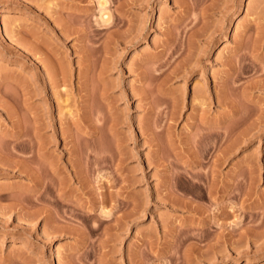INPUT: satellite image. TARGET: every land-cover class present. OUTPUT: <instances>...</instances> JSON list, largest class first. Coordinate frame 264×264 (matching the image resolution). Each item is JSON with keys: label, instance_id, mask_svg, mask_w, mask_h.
<instances>
[{"label": "rangeland", "instance_id": "obj_1", "mask_svg": "<svg viewBox=\"0 0 264 264\" xmlns=\"http://www.w3.org/2000/svg\"><path fill=\"white\" fill-rule=\"evenodd\" d=\"M0 264H264V0H0Z\"/></svg>", "mask_w": 264, "mask_h": 264}, {"label": "bare ground", "instance_id": "obj_2", "mask_svg": "<svg viewBox=\"0 0 264 264\" xmlns=\"http://www.w3.org/2000/svg\"><path fill=\"white\" fill-rule=\"evenodd\" d=\"M60 61V60H59ZM59 69H60V66H59ZM61 73V75H62V77H64V79H65V72L63 71V69L60 71ZM65 75V76H64ZM49 124H52L50 121H49ZM56 130V128L53 126V131H55ZM39 146V145H38ZM50 162V161H49ZM51 167H50V169L51 170H54V168H52L53 166H54V164H52L51 162H50V164H49ZM41 182V181H40ZM43 182V181H42ZM38 199V198H37ZM3 211H6V209L5 208H3L2 209ZM14 210V209H13ZM2 211V212H3ZM1 212V213H2ZM41 211H39V210H33V211H30V212H27V213H24V216L28 219V218H35V217H37L38 216V214L40 213ZM52 213H53V211H52ZM10 215V214H9ZM23 216V215H22ZM17 217V216H16ZM19 218H21V216L19 215L18 216ZM56 218H55V214L53 215V218H52V220H54V221H56L55 220ZM24 223V222H23ZM21 224V225H19L20 226V228H18L17 230H15L16 232H29L28 230H29V226L28 225H26L25 223L24 224ZM30 229H31V226H30ZM54 230H56V227H55V225H53V229L51 230V231H54ZM16 259L18 260V261H24V259H23V257H21V256H17L16 257ZM25 263V262H24Z\"/></svg>", "mask_w": 264, "mask_h": 264}]
</instances>
